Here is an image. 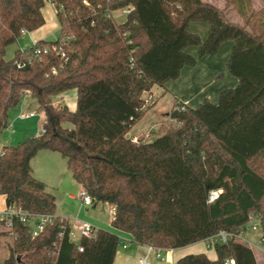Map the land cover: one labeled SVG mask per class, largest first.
Returning a JSON list of instances; mask_svg holds the SVG:
<instances>
[{
  "label": "trees",
  "instance_id": "obj_1",
  "mask_svg": "<svg viewBox=\"0 0 264 264\" xmlns=\"http://www.w3.org/2000/svg\"><path fill=\"white\" fill-rule=\"evenodd\" d=\"M45 1L0 0V132L26 94L44 113L37 135L2 149L0 194L6 206L54 220L33 236L16 219L6 231L16 237L0 264L114 263L118 234L98 229L75 243L69 220L55 216L56 197L31 165L42 149L66 159L95 205L115 208L112 227L134 243L178 249L221 230L243 233L258 217L264 244V34L204 0H51L59 37L7 59L9 45L45 24ZM129 7L134 10L118 21L114 12ZM192 22L209 25L205 39L189 30ZM227 41L233 42L227 70L239 83L198 107L175 99L159 136L133 142L128 133L148 110L144 92L178 78L184 66L216 54ZM192 46L199 47L197 56L187 51ZM71 89L77 90L74 111L53 103L54 95ZM213 189L222 193L209 203ZM214 248L216 259L190 253L176 264H258L242 241Z\"/></svg>",
  "mask_w": 264,
  "mask_h": 264
},
{
  "label": "crops",
  "instance_id": "obj_2",
  "mask_svg": "<svg viewBox=\"0 0 264 264\" xmlns=\"http://www.w3.org/2000/svg\"><path fill=\"white\" fill-rule=\"evenodd\" d=\"M204 1L211 3V1L209 0H204ZM48 2L50 3L45 2L42 8V13L45 18V23L47 22V15L51 16L53 14L51 6H53L54 13L56 14L57 17L55 5L51 2V0H48ZM44 25L45 24H43L42 26ZM41 27L33 31L24 32L19 38V40L16 42L17 44L19 43L18 45L20 47L21 45H23L21 48L18 49L25 50L33 46L36 42H38L39 41L38 39L40 38L35 37L34 32H36ZM60 28L61 27L59 22V32H60ZM189 30L191 32L199 34L202 39H205L209 31V25L208 24L205 25L202 22L201 23L192 22L189 25ZM192 47H189L187 51L197 56L199 47H195V48ZM232 47H233V42L227 41L221 45L219 51L216 54L207 55L198 58V61L194 66H184L181 69L178 78L169 80L164 85H160L162 86V88H164L163 93L166 91H170L174 95V100L177 99L179 102L186 103L191 107H198L202 103V101L206 98H208L213 102H217L219 98V94L223 89L235 87L239 83V79L231 75L227 70V66H226L227 60L229 59V56L232 51ZM219 77H222V80H218ZM154 86L150 90L152 94L154 93ZM26 96L29 97L30 95L26 94ZM54 98H57L55 102L53 100ZM52 100L54 104L61 103L63 105H66L70 110L74 111L77 107V90L71 89L63 93L54 95L52 97ZM31 112L33 111L27 112L25 110H22L21 108L18 109L15 107L11 108L8 113V125L0 132V142L6 145L7 144L16 145L19 142H22L32 136L37 135L40 131L39 128L38 130H36L34 123V118L37 116V113L32 116L30 115ZM40 125H41V121H40ZM69 127H72V125ZM148 132L149 130L138 134L133 133L130 135V137H135L140 134L142 136L144 134H147ZM60 160H62L63 163L66 162V159L63 158L58 152L42 149L33 157V159L31 160V165L33 168L34 177L44 182L47 190L56 197L57 208H56L55 216L67 218L70 222L71 220L74 221L75 219H80V217H78V215L77 216L68 215L65 212L61 211V209L59 208L57 196L54 194V191L52 190V189L58 190L59 189L58 186H60L62 183L61 175L64 169ZM72 181L74 182L75 188L77 187V189L80 191L78 195L69 193L67 194V197L64 198H66L67 201L68 200L80 201L81 207H85L86 205L81 203L79 197L82 187L74 180V178L72 179ZM1 196L5 202L2 208L5 209L6 208L5 196L3 195ZM63 196H66V194H63ZM97 205L93 204L94 207ZM82 220H87V219H82ZM93 224L96 225L95 223ZM96 226L99 229H102L98 225ZM115 231L116 233H118V235L121 234L120 231L118 230ZM151 248L153 247L150 245H140L134 242L129 244L126 248L119 246L113 264H140V259L143 257L147 258L149 264H176L178 259H180L186 254H189V252H187L188 246H185L182 248L174 249L171 254H168L165 257V259L159 260L155 257L154 250ZM198 253H205V252H198ZM254 254L256 256V259L258 260V257L255 252Z\"/></svg>",
  "mask_w": 264,
  "mask_h": 264
},
{
  "label": "rangeland",
  "instance_id": "obj_3",
  "mask_svg": "<svg viewBox=\"0 0 264 264\" xmlns=\"http://www.w3.org/2000/svg\"><path fill=\"white\" fill-rule=\"evenodd\" d=\"M211 3L219 8H223L226 16L235 22H239L241 24H245L249 30H254L258 33L264 34V0H209ZM46 3L48 0L45 1ZM228 2V4H227ZM53 14L51 16L47 15V22L44 26L34 32L35 37L40 38L38 40H48L54 41L59 35V22L54 13V8L51 6ZM124 8L119 9L114 12L118 21H121L125 18ZM46 11V10H45ZM201 23V22H197ZM203 24H207L202 22ZM19 44V43H18ZM17 43H13L9 45L6 49V58L12 59L15 56V52L18 48L21 47ZM193 46L192 48H195ZM191 49V48H190ZM218 80H222V77H219ZM164 88L160 85L154 86V93L152 94L150 91L144 92L143 97L149 101L145 103L144 109H148L145 116L133 126L131 131L128 133V136L131 134H138L142 132H146L149 130L148 141H152L159 136V127L164 126L166 122H169V114L173 105L174 95L170 91L164 92ZM30 95V94H29ZM153 95V96H152ZM31 96V95H30ZM28 97L24 95L20 104L15 108H21L27 112L33 111L37 116L34 118V123L36 130L38 128L41 130L42 122L44 119L43 111L39 110L38 102L32 97ZM154 97V98H153ZM54 102L57 98L53 99ZM150 107V108H149ZM41 121V125H40ZM64 126H71L69 123H65ZM137 138L143 137V135L135 136ZM20 143V142H19ZM18 144V143H17ZM16 144V145H17ZM4 146H15L10 144H3L0 142V153ZM64 171L62 172L61 179L62 183L58 186V190L52 189L54 194L57 196L59 208L61 211L65 212L68 215H74L80 217V219H87L91 222L95 223L102 229L111 231L116 233L115 229L111 225L112 215L110 213V205L104 202L98 203L97 206L89 205L85 207H81L80 201H67V194L73 193L77 194L80 190L75 188L74 182L72 181V173L67 166V162L60 160ZM79 186V185H78ZM82 191V188H81ZM66 194V196H63ZM5 202L0 195V212L3 211L2 206H4ZM2 208V209H1ZM73 220L70 222L72 223ZM257 225V229H252V225ZM118 234V233H116ZM261 228L259 221L252 220L247 225L246 230L242 233V242H245L250 247L253 248L254 252L258 257V264H264V245L260 248L258 247V241L260 239ZM12 241V235L7 233L4 226L0 224V262H2L6 256L8 255V246ZM77 241V240H75ZM218 242L217 237L211 240L200 241L191 245H188V251L190 253H198L205 252L207 255L214 259L216 258V251L214 248V243Z\"/></svg>",
  "mask_w": 264,
  "mask_h": 264
},
{
  "label": "built area",
  "instance_id": "obj_4",
  "mask_svg": "<svg viewBox=\"0 0 264 264\" xmlns=\"http://www.w3.org/2000/svg\"><path fill=\"white\" fill-rule=\"evenodd\" d=\"M85 3H87V1H84ZM134 8L133 7H129L126 8L124 10L125 16L127 13L133 11ZM41 52L40 49L37 50V53L39 54ZM58 53L61 56H65V53L63 52V49L59 48ZM29 61H31V58L29 59ZM54 71H56V69H54ZM149 101L146 100L145 103H148ZM182 109H184V106H181ZM34 112H31L30 115H34ZM149 137V134H144L142 138L143 141H146ZM141 138H137V137H133L132 141L135 143H138ZM222 193V189H213L210 191L209 195H208V202L211 203L213 201H215L216 199L219 198L220 194ZM81 203L89 206V205H93L94 204V199L93 197L85 190L82 189V191L79 194ZM110 213L113 216L115 213V208L111 206L110 208ZM0 218L2 220H4V228L6 231H10L13 226H14V222L16 219H18L19 221L28 224L31 227V233L33 236H37L39 233H41L44 229V227L48 224V223H53L54 220V216L52 215H37V214H33L30 213L28 211H24L14 205L11 206H6L5 209H3V211L0 212ZM256 220L259 221L258 217H255ZM255 218H253L252 220H255ZM251 220V221H252ZM250 221V222H251ZM71 225L70 228V232H69V236L70 238L77 243L78 240L82 237H86V238H94L97 235V231H98V227L96 225H94L92 222L88 221V220H82V219H75L74 221L69 222ZM252 229L256 230L257 229V225L253 224ZM12 235L13 238L16 237L15 233H10ZM62 233H59V235H61ZM217 237L218 242L220 243H225L227 242L229 239H236L241 241L240 239H242V233H232V232H227L225 230H221L219 231L215 236L211 237L208 240H211L213 238ZM77 240V241H75ZM133 242L132 238L125 234V233H121L119 235V246L126 248L129 244H131ZM262 245L261 239H259L258 241V247L260 248ZM78 249L80 251H83V248L81 247V245H78ZM154 250V254L155 257L159 260H163L165 259V257L168 254H171L173 252V248H157V247H153L151 248ZM229 262H233V260H229L227 259L225 261V264H228ZM140 264H149L148 260L146 257H143L140 259Z\"/></svg>",
  "mask_w": 264,
  "mask_h": 264
}]
</instances>
